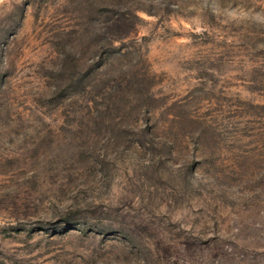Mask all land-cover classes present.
I'll return each instance as SVG.
<instances>
[{
  "label": "rangeland",
  "instance_id": "374dc122",
  "mask_svg": "<svg viewBox=\"0 0 264 264\" xmlns=\"http://www.w3.org/2000/svg\"><path fill=\"white\" fill-rule=\"evenodd\" d=\"M0 264H264V0H0Z\"/></svg>",
  "mask_w": 264,
  "mask_h": 264
}]
</instances>
